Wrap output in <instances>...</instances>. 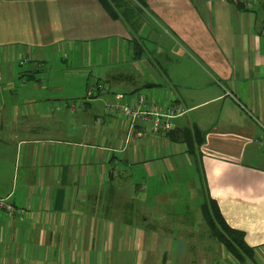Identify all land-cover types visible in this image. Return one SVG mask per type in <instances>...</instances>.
I'll return each instance as SVG.
<instances>
[{
    "label": "crops",
    "instance_id": "obj_1",
    "mask_svg": "<svg viewBox=\"0 0 264 264\" xmlns=\"http://www.w3.org/2000/svg\"><path fill=\"white\" fill-rule=\"evenodd\" d=\"M67 1L0 0V197L30 210L0 212V264H264L263 0H148L163 31ZM50 6L69 22L30 29ZM94 79L110 92L85 100ZM142 89L187 108L173 130H200L195 150L105 114ZM207 197L252 258L209 233Z\"/></svg>",
    "mask_w": 264,
    "mask_h": 264
},
{
    "label": "built area",
    "instance_id": "obj_2",
    "mask_svg": "<svg viewBox=\"0 0 264 264\" xmlns=\"http://www.w3.org/2000/svg\"><path fill=\"white\" fill-rule=\"evenodd\" d=\"M259 0H252L249 4L252 6ZM110 84L108 82L94 79L87 86L85 100H91L99 96H103L110 92ZM123 94L116 96V102H107L104 105V112L107 115H112L123 120L126 124L128 134L139 128V135L151 133L167 134L173 130V120L187 113V108L184 107L176 98L159 101L158 98L150 96L147 90H138L129 100ZM68 110L80 111L84 108V104L80 100H70L63 104ZM61 106L56 105L55 108ZM258 120V119H257ZM98 122H102L98 118ZM263 137L261 144L264 147V124ZM0 212L7 214L9 218H24L29 215L30 210L27 207H22L14 204L8 198L0 197Z\"/></svg>",
    "mask_w": 264,
    "mask_h": 264
},
{
    "label": "trees",
    "instance_id": "obj_3",
    "mask_svg": "<svg viewBox=\"0 0 264 264\" xmlns=\"http://www.w3.org/2000/svg\"><path fill=\"white\" fill-rule=\"evenodd\" d=\"M101 1L112 17H122L111 2L108 0ZM236 2L240 6L246 7L247 0H236ZM262 3L264 4V0ZM167 135L174 140L183 139L181 141H184L187 145L189 144V151L195 150V141L200 144L202 140L201 132L196 128L194 129V132H192L191 129H188L186 131H181L180 134L176 133L175 130H171ZM201 209L209 233L221 241L238 259L243 260L245 257L252 258L253 249L245 242L244 232L227 223L218 203L214 199L207 197L202 204Z\"/></svg>",
    "mask_w": 264,
    "mask_h": 264
},
{
    "label": "rangeland",
    "instance_id": "obj_4",
    "mask_svg": "<svg viewBox=\"0 0 264 264\" xmlns=\"http://www.w3.org/2000/svg\"><path fill=\"white\" fill-rule=\"evenodd\" d=\"M74 1H77V2L73 3V1H67V6L69 7V9L67 10L66 17H68L70 15L71 16L75 15V18H79L81 16H85V17L88 16L87 13L79 11L78 6H79L81 0L80 1L74 0ZM98 1L101 5H103V2L101 0H98ZM108 1L112 3L114 8L123 17V18L121 17L122 19L126 18L125 19L126 25L128 26L129 30H135V31L139 30L138 29L139 21L141 22V24H143L145 22L144 18H146V17L151 20L152 24H154V26L157 30L163 31L165 29H168L166 27V25L164 24V22L162 20H160L159 16H158L159 20L155 19V13H154L152 7L149 6L148 0H113V1L108 0ZM68 4H71V5H68ZM73 4H75V5H73ZM103 7H104V5H103ZM55 10L56 9H53L50 6L49 9H46L45 11H40V13L38 12L39 14H37L36 17L35 16H33V18L29 17V28L31 25L35 26V24L41 26V25L46 23L47 27L49 28L52 26H58L59 24L65 25V22L66 23L69 22L68 19H65V21H64L63 19L57 17V15H55ZM105 10H106V8H105ZM145 15H146V17H145ZM36 18H40V19L36 20ZM146 43L148 44V42H146ZM33 54H34V52H33L32 48L29 47V61H30ZM63 54H64V51H61V52H57L56 55L62 59L64 57ZM19 64L21 66H23L26 63L23 64V62L19 61ZM40 67L43 69H50V68L54 67V63L52 66L51 62H41ZM135 77H136V82H139L140 78L137 75H135ZM180 187L184 190L185 189V182L180 184ZM200 192H201V189H200Z\"/></svg>",
    "mask_w": 264,
    "mask_h": 264
}]
</instances>
